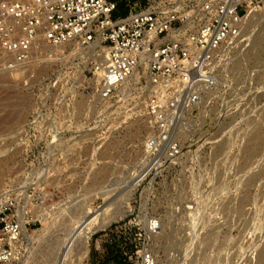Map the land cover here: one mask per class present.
Returning <instances> with one entry per match:
<instances>
[{
  "label": "rangeland",
  "instance_id": "obj_1",
  "mask_svg": "<svg viewBox=\"0 0 264 264\" xmlns=\"http://www.w3.org/2000/svg\"><path fill=\"white\" fill-rule=\"evenodd\" d=\"M114 1L113 17L146 6ZM260 15L245 43L218 56V87L180 136L181 161L139 186L130 174L152 133L145 76L99 101L74 43L37 50L15 70L0 59V201L16 198L21 228L25 212L32 220L14 264H102L110 248L136 252L149 216L162 222L149 247L166 264L185 248L201 252L191 264H264V53L250 41L264 36ZM81 99L95 109L74 110ZM190 213L211 239L180 238Z\"/></svg>",
  "mask_w": 264,
  "mask_h": 264
},
{
  "label": "built area",
  "instance_id": "obj_2",
  "mask_svg": "<svg viewBox=\"0 0 264 264\" xmlns=\"http://www.w3.org/2000/svg\"><path fill=\"white\" fill-rule=\"evenodd\" d=\"M145 1L143 9L133 11L129 6L119 17H113L119 6L114 0L0 2V56L7 70L31 59L40 41L49 46L72 41L84 47L96 42L94 49L99 51L86 65L84 76L97 82L100 98L108 99L148 53L144 91L152 133L145 138L143 153L130 174L131 183L138 186L181 161L180 136L218 87L221 49L245 43V17L264 5V0ZM18 207L12 195L0 207V264H14L21 256ZM189 215L180 238L211 239L212 233ZM24 216L29 226L32 220L27 212ZM160 223V218L145 217L138 233L141 248L122 252L124 259L130 264H166L149 247ZM200 254L185 248L170 252L169 259L191 264ZM210 260L214 263L215 257Z\"/></svg>",
  "mask_w": 264,
  "mask_h": 264
},
{
  "label": "bare ground",
  "instance_id": "obj_3",
  "mask_svg": "<svg viewBox=\"0 0 264 264\" xmlns=\"http://www.w3.org/2000/svg\"><path fill=\"white\" fill-rule=\"evenodd\" d=\"M264 9V5H262V6H260V7H258V8H255V9H253L252 11H250L247 15H246V17H245V28H247V26L249 25V24H252V23H254L255 21H258V20H260L262 17H260L261 15H260V11L261 10H263ZM264 18V17H263ZM247 30V29H246ZM251 43H252V45L254 44V46L256 47V52L257 51H259V52H262V53H264V46H263V43H264V36L263 35H256V36H254L251 40ZM71 43H74L73 44V46L76 48V50H80V49H84V51L82 50V52H81V57L82 58H84V62H88L89 63V61L91 60V59H93L94 57H95V54L99 51V50H95L94 48H95V46H96V42H94V43H91V44H89V45H87V46H81V45H79V44H77L76 42H72V41H69V42H65V43H63V44H60V45H57V46H49V45H47L46 43H44L43 41H40L39 42V45H38V47L36 48L37 50H40V49H42V48H47V49H51V48H53V49H55V50H58V49H62L63 47H65V45H67V44H71ZM236 44V43H235ZM253 47V46H252ZM254 47V48H255ZM229 48H231V46H227L226 48H223V49H221V51H229ZM234 48H236V46L234 47ZM100 51H102V52H105L104 51V49H101ZM244 53V52H243ZM255 54V53H254ZM33 56V55H32ZM32 58V57H31ZM148 58H149V55H148V53H144V55L142 56V59L140 60V62L138 63V65L136 66V68L134 69V71L132 72V74L127 78V80L126 81H129L130 79H136V80H139V78L141 77V76H146V68H147V65H148V63H147V60H148ZM0 59H2V57L0 56ZM30 60L31 59H29L28 61H26L25 63H27V62H30ZM244 60H246V53L245 54H240L239 55V57L237 58V60H236V62H234V66L233 67H236V66H240L241 64H242V62L244 61ZM25 63H23V64H25ZM23 64H20V65H17L14 69H11V70H15V69H17L18 67H20L21 65H23ZM22 67V66H21ZM23 68V67H22ZM22 68H20L19 70H21ZM18 70V71H19ZM24 70V69H23ZM18 71H16V73H18ZM22 71V70H21ZM20 71V72H21ZM15 73V74H16ZM20 76V75H19ZM24 77V76H23ZM17 79H20V78H17ZM90 80H92L93 81V79H90ZM94 83L95 84H97V82L94 80ZM134 83V82H133ZM133 86H134V84H133ZM95 90H96V88H95ZM95 98L97 99V100H99V101H101L102 100V98H100L99 97V95H98V93L95 95ZM95 109V105H94V103L93 102H91V101H89V100H85V99H81V100H79L77 103H76V105H74V110H78V111H89V112H92L93 110ZM8 116V115H7ZM2 120V119H1ZM0 120V121H1ZM7 120V119H6ZM262 135V134H261ZM248 150H249V153L250 154H252V153H254L255 154V152H256V147H251V148H248ZM99 156V155H98ZM100 156L101 157H106V153L103 151L101 154H100ZM2 178V177H1ZM5 198H7V197H5ZM4 200V199H3ZM3 203V201L1 202L0 201V207H1V204ZM113 217V216H112ZM106 219L108 218V217H105ZM109 219V218H108ZM162 223V222H161ZM102 224V223H101ZM105 224V223H104ZM103 224V225H104ZM108 224V223H107ZM106 224V225H107ZM102 225V226H103ZM162 225V224H161ZM164 225V224H163ZM162 225V226H163ZM161 226V227H162ZM103 228V227H102ZM163 228V227H162ZM22 231H23V235L25 234L26 235V231H27V226L24 224V222H23V224H22V228H21V234H22ZM92 231V230H91ZM90 231V232H91ZM89 232V233H90ZM92 233V232H91ZM90 233V234H91ZM84 235H86V233L85 234H83V236ZM87 237V236H86ZM86 237H85V239H86ZM84 238V237H83ZM82 238V239H83ZM89 238V237H88ZM81 239V240H82ZM85 239H83V241H80V243L82 242L83 244V246L84 247H82V255H86L87 253H88V248H87V246H86V243H87V241L85 240Z\"/></svg>",
  "mask_w": 264,
  "mask_h": 264
},
{
  "label": "trees",
  "instance_id": "obj_4",
  "mask_svg": "<svg viewBox=\"0 0 264 264\" xmlns=\"http://www.w3.org/2000/svg\"><path fill=\"white\" fill-rule=\"evenodd\" d=\"M102 264H127V263L119 250L114 251L110 248L109 255L103 259Z\"/></svg>",
  "mask_w": 264,
  "mask_h": 264
}]
</instances>
